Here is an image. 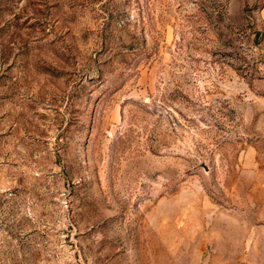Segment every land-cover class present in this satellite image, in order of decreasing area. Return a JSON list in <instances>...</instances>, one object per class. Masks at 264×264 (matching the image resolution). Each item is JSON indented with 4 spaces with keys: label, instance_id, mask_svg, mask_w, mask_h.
I'll use <instances>...</instances> for the list:
<instances>
[{
    "label": "rangeland",
    "instance_id": "rangeland-1",
    "mask_svg": "<svg viewBox=\"0 0 264 264\" xmlns=\"http://www.w3.org/2000/svg\"><path fill=\"white\" fill-rule=\"evenodd\" d=\"M0 264H264V0H0Z\"/></svg>",
    "mask_w": 264,
    "mask_h": 264
}]
</instances>
